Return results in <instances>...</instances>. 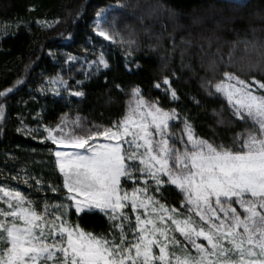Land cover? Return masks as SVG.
Returning <instances> with one entry per match:
<instances>
[{"label": "snow or ice", "instance_id": "6c2138e0", "mask_svg": "<svg viewBox=\"0 0 264 264\" xmlns=\"http://www.w3.org/2000/svg\"><path fill=\"white\" fill-rule=\"evenodd\" d=\"M247 6L246 0L227 4L207 0L205 5L213 10ZM113 11L111 8L97 11L93 31L104 41L115 43L117 33L108 20ZM38 24L52 27L46 21ZM67 38L71 39V34ZM90 42L95 48V41L90 38ZM120 42L124 43L122 37ZM245 44L247 52L248 42ZM105 47L100 45L94 60L83 58L97 74L101 68L111 70ZM251 47L255 49L257 45ZM235 50L234 45L226 62L223 58L219 62L213 60L209 65L212 75L202 78L209 97L224 93L237 117L245 119L246 113L258 125L248 131L247 138L234 139L231 146L199 138L190 117L184 115L181 119L178 112L181 97L168 76L162 83L154 84L156 89L163 87L164 96L177 105L167 110L161 100L146 99L141 88L135 86L130 94L134 103L129 114L111 126L90 129L78 116L72 126L62 122L55 127L38 125L33 129L21 119L22 127L17 132L57 146L50 152L63 175L62 188L67 193L56 204L63 211L49 220L47 196L43 198L41 212L38 201L28 194L11 186H0V202L7 205L0 207V264H264V96L253 94L245 80L230 70L237 64ZM49 55L56 59L54 52ZM80 59L67 53L64 62L71 71ZM220 65L223 77L235 81L234 84L216 82ZM248 67L264 71L259 62L249 63ZM84 75L88 78L91 73ZM49 83L54 96H61V89L70 96H85L82 80L77 81L76 90L63 77ZM259 87L264 88V83ZM10 93L13 88L0 91V98L6 102ZM191 99L198 107L202 103L196 96ZM4 107L0 103V120L6 118ZM178 119L183 125L179 138L182 147L177 145L171 131L173 125L169 123ZM41 128L46 133L42 137L37 135ZM141 179L145 183L137 187ZM23 180L29 188L35 186L37 192L50 190L58 196L62 193L60 186L51 182L46 185L43 178L31 173L25 172ZM128 181L134 182L131 195L126 186ZM174 189L183 198L181 210L167 206V195ZM73 208L78 219L102 213L111 222L109 232L85 231L72 222ZM126 209L136 213L134 224ZM125 222L131 229V239L125 231ZM114 229H119L118 240ZM201 238L207 244L199 242ZM185 242L195 250V255Z\"/></svg>", "mask_w": 264, "mask_h": 264}, {"label": "trees", "instance_id": "16d2710c", "mask_svg": "<svg viewBox=\"0 0 264 264\" xmlns=\"http://www.w3.org/2000/svg\"><path fill=\"white\" fill-rule=\"evenodd\" d=\"M246 2L248 6L239 9L213 10L205 7L207 0H0V91L13 88L6 102L0 98V103L5 104L6 116L0 120V184L12 185L33 199L52 192H37L35 186L29 188L22 179L28 172L43 178L46 185L51 182L60 186L61 195L55 193V198L60 199L67 191L62 188L63 177L50 152L56 146L50 141L33 139L23 131L17 132L22 127L21 119L33 129L38 125L55 127L62 122L72 126L78 116L90 129L111 126L127 115L134 101L130 94L135 86L141 88L146 99L161 100L166 110L177 107L164 96L163 87H154L165 76L173 81L181 97L178 102L181 119L184 115L190 117L199 138L227 146L241 136L247 138L248 131L258 125L246 113L245 119L237 117L235 108L223 94L209 97L202 86V78L212 75L210 63L221 58L228 61L234 45L237 64L230 70L247 85L264 83V71L248 67L249 63L258 62L264 66V47H261L264 45V0ZM101 8L114 9L108 20L117 33L115 43L104 41L93 31V20ZM38 21H46L52 27L42 26ZM69 34L71 39L67 38ZM121 37L124 43L120 42ZM90 38L109 48L107 59L111 70L101 68L97 74L78 62L71 71L68 64L61 69L49 55L50 51H64L89 59ZM128 41L134 43L129 45ZM245 42H248L247 52ZM252 44L257 47L253 49ZM123 56L130 58L127 67ZM220 68L216 82L225 79L223 65ZM85 72L91 75L85 78ZM58 74L73 90L77 89L78 80L84 81L85 96L39 95L38 86ZM18 80L24 83L18 84ZM193 96L202 101L199 107L191 99ZM181 119L170 123L178 146H181ZM37 135L44 136L42 131ZM17 175L20 179H13ZM32 184L35 185L34 180ZM126 186L131 191L133 183L128 181ZM166 203L170 208L181 210L184 201L174 189L168 193ZM71 220L94 234H107L111 223L102 213L78 219L74 209H71Z\"/></svg>", "mask_w": 264, "mask_h": 264}, {"label": "rangeland", "instance_id": "374dc122", "mask_svg": "<svg viewBox=\"0 0 264 264\" xmlns=\"http://www.w3.org/2000/svg\"><path fill=\"white\" fill-rule=\"evenodd\" d=\"M236 1H238V0H236ZM96 19H97V17L95 16V18H94V20H93V25H94V21H95ZM101 44H102L101 42H95V48H93V44L90 42L89 52H90L91 58H89L88 61H91V60H94V59H95V54L98 53V52L101 50V49H100V45H101ZM104 51H105L106 54H107V55H106V58H108L109 51H110L109 48L106 46L105 49H104ZM55 54H56V59H55V60H54L53 58H52V59H53L54 62L58 63V64H59V67L62 69V68L64 67V65H66V63H65L64 61L66 60V54H67V53L64 52V51H60V52L55 53ZM72 55L77 56V55H75V54H72ZM77 57H80V56H77ZM80 58H81V59L78 60L77 62H78V63H82L83 65L87 66V63L83 60L84 57H80ZM123 61H124L125 63L127 62L128 65H129L130 62H131V61H130V58L127 57V56H123ZM77 62H75V63H77ZM60 77H61V76L58 74V75H56V76L46 78V79L42 82V84L38 86V88H37V90H36L37 93H38L39 95H45V94H47V95L54 96V95L52 94V91H51L52 85H50L49 81H50L51 79H59ZM224 83H225V84H228V83H233V84H234L235 81H228L227 78H225V79H224ZM246 85H247V84H246ZM56 86L59 87V85H56ZM247 86H249V89L253 92V94H255V95H259V96H264V88H260L259 85H256V86H253V85H247ZM41 88L44 89L43 92L40 91ZM221 94L224 95V93H221ZM54 97L58 98L57 96H54ZM59 97H67V98H70V97H75V96H70V95L68 94V92L63 91V89H61V96H59ZM224 97L227 99V97H226L225 95H224ZM227 102H228V100H227ZM133 103H134V101L132 102V104H133ZM228 103H229V102H228ZM233 103H235V101H233ZM132 104H131V105H132ZM229 104H230V103H229ZM230 105H231V104H230ZM231 106H232V105H231ZM237 107H239V106L237 105ZM128 114H129V111H128L127 115H128ZM171 122H172V121H170L169 123H171ZM41 131H42V128H41ZM42 132H43V131H42ZM43 134L46 135V133H43ZM185 138H186V141H187V136H186V134H185ZM98 139H99V140H103V137H100V138H98ZM126 139H130V137H126ZM23 178H24V175H22V179H23ZM130 182H131V183H134L133 181H130ZM144 183H145V180H144V179H141L140 184L137 185V187L142 186ZM0 186H11V187L17 189L16 187H14V186H12V185L0 184ZM17 190H18V189H17ZM128 192H129V195L132 194V190H131V191H128ZM0 195H2V194H0ZM138 195H142V194H138ZM44 197H45L44 194H39V197L37 196V199H34V200L38 201V203H39V210H40L41 212H43V209H44V199H43ZM47 197L49 198V200H48V211H49V213L51 214V215H49V216L47 217V219L51 220V219L53 218L54 215H56V214L59 213V211H63L62 209H61V210H58V209L56 208V204L62 199V197H60V199H56V198H55V193H53V192H51L50 194L47 193ZM0 207L7 208V205H6V204H3L2 202H0ZM126 211H127V209H126ZM129 211H130V212H128V213L131 214V217H132V223L134 224V223H135V215H136V213H131V209H129ZM140 213L143 214V209L140 210ZM197 219H198V217H197ZM117 223H119V221H117ZM124 226H125V231L129 233L128 238L131 239V229L128 228V223L125 222V225H124ZM113 231L115 232L116 238H117V240H118V239H119V229H114ZM176 235H177V237L180 238L181 240L183 239L182 237L179 236V233H176ZM109 238H111V236H110ZM199 242H202V243H204V244H207V242H206V241H203L202 238H201V240H200ZM185 246L189 248V250L192 252L193 255H195V250L192 249L190 245H187L186 242H185ZM157 251H158V250H157Z\"/></svg>", "mask_w": 264, "mask_h": 264}, {"label": "crops", "instance_id": "0c3cea01", "mask_svg": "<svg viewBox=\"0 0 264 264\" xmlns=\"http://www.w3.org/2000/svg\"><path fill=\"white\" fill-rule=\"evenodd\" d=\"M100 142H103V140H100ZM56 146V145H55ZM57 147V146H56ZM68 150H71V149H68ZM78 151H83V149H78ZM62 175V174H61ZM63 177V175H62ZM67 191V190H66ZM74 209V208H73Z\"/></svg>", "mask_w": 264, "mask_h": 264}]
</instances>
